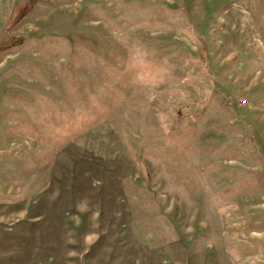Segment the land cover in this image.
<instances>
[{
  "label": "rangeland",
  "instance_id": "obj_1",
  "mask_svg": "<svg viewBox=\"0 0 264 264\" xmlns=\"http://www.w3.org/2000/svg\"><path fill=\"white\" fill-rule=\"evenodd\" d=\"M0 264H264V0H0Z\"/></svg>",
  "mask_w": 264,
  "mask_h": 264
},
{
  "label": "built area",
  "instance_id": "obj_2",
  "mask_svg": "<svg viewBox=\"0 0 264 264\" xmlns=\"http://www.w3.org/2000/svg\"><path fill=\"white\" fill-rule=\"evenodd\" d=\"M242 104L246 105V101H243L242 103H240V105H242Z\"/></svg>",
  "mask_w": 264,
  "mask_h": 264
}]
</instances>
